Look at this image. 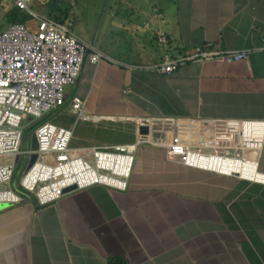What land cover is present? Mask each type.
<instances>
[{
	"label": "crops",
	"instance_id": "crops-1",
	"mask_svg": "<svg viewBox=\"0 0 264 264\" xmlns=\"http://www.w3.org/2000/svg\"><path fill=\"white\" fill-rule=\"evenodd\" d=\"M31 2L44 4L36 14L65 23L85 12L95 20L91 35L88 24L72 31L103 56L84 59L56 111L73 116L57 121L74 124L72 145L87 143L76 138L83 134L77 125L100 126L106 133L93 141L109 144L132 141L140 119L150 122L151 136L164 117L193 118L194 132L199 118L264 120V0ZM151 18L173 52L208 41L244 49L246 58L187 61L159 73L153 64L163 50ZM72 94L85 99L75 123ZM244 155L264 175V134ZM253 180L173 162L163 145L145 141L134 150L124 189L94 183L45 204L23 194L0 207V264H264V182Z\"/></svg>",
	"mask_w": 264,
	"mask_h": 264
},
{
	"label": "built area",
	"instance_id": "built-area-1",
	"mask_svg": "<svg viewBox=\"0 0 264 264\" xmlns=\"http://www.w3.org/2000/svg\"><path fill=\"white\" fill-rule=\"evenodd\" d=\"M30 1L14 0L13 5L36 16L34 29L19 21L0 29V155L6 156L0 161V202L16 204L23 198L22 191L37 204H45L63 194L69 185L77 189L100 183L124 189L134 150L145 141L163 145L165 158L173 162L252 180L244 173L256 169V159L245 156L244 150L261 145L264 120L199 118L196 133L191 127L193 118L164 117L157 121L164 128L151 136L150 122L140 119L137 126L147 124L148 131L139 133L136 126L130 142L100 144L89 140L72 145L74 124L65 126L47 119L33 129L35 147L28 144L20 150L26 117L38 118L60 105L64 86L75 84L84 59L96 63L103 56L64 23L34 13ZM149 22L155 42L163 50L153 64L159 73L167 74L187 61L228 62L246 58L244 49L212 47L208 41L193 45L185 53L173 52L167 46L163 27L155 18ZM84 103L85 99L76 94L68 97L69 108L75 114L73 123L82 116ZM31 152H35V158L28 167H21L17 191L10 185L13 167L18 154L28 157ZM48 154H52L53 162L46 161Z\"/></svg>",
	"mask_w": 264,
	"mask_h": 264
},
{
	"label": "rangeland",
	"instance_id": "rangeland-1",
	"mask_svg": "<svg viewBox=\"0 0 264 264\" xmlns=\"http://www.w3.org/2000/svg\"><path fill=\"white\" fill-rule=\"evenodd\" d=\"M11 2H12V0H0V28H2L3 24H4V22H3L4 21V19H3L4 17H3L2 10L4 11V9H6L8 5H11ZM48 4H49V2H48ZM42 5L44 6V4L37 5L36 3L34 4V2H31V1L29 2V7L33 10V12H35V11L40 12V10L43 9ZM93 9H95V7ZM18 12H22L24 17H25V19L23 20V24L26 27H28L29 29H34L35 25H36V16L34 14L26 11L25 9H18ZM81 18H82V20H81ZM86 24H88L87 29H88V27L90 25V30H89L90 33H89V35H91V33L93 32L94 27H95V20H93L92 14L85 12L82 15L81 14H77L75 16V19H74V22H73V26H74L75 29L76 28H82L84 30V27H85ZM35 120H36V118L29 119V120H27V124H28V122L32 123V124L35 123ZM23 129H26V128L24 127ZM75 131L83 133V134H77L76 138H81L82 139L83 137H85L87 139V141L95 139V137L97 135H99V132H101L102 134L106 133V131L101 129L100 126L93 127L92 125H88V124L85 125V126L77 125V127H75ZM31 132L32 131L29 130L27 134L30 135ZM112 134H113V132H108L106 135L111 136ZM28 144H29V140L25 139V137L22 136L21 142H20V146H19L20 150H24L28 146ZM5 157H6L5 155H0V161L5 159ZM18 160H21L22 164L26 165L28 157L24 153L23 154L20 153V154H18ZM46 161L47 162H53L54 161L52 154H48L46 156ZM17 174H18V172L15 174V177H14L15 179L12 180V182L10 183V185L12 187H13L14 181H16Z\"/></svg>",
	"mask_w": 264,
	"mask_h": 264
},
{
	"label": "trees",
	"instance_id": "trees-1",
	"mask_svg": "<svg viewBox=\"0 0 264 264\" xmlns=\"http://www.w3.org/2000/svg\"><path fill=\"white\" fill-rule=\"evenodd\" d=\"M3 19H4V22L6 23H9V22H14V21H19V22H22L23 23V20L25 19L24 15L22 12H18V9L16 7H13L11 9H9L8 11H6L4 14H3ZM53 18L56 20L58 18L54 17ZM61 22H63L64 24H66V26L72 30L73 28V24L72 22H69V23H65L64 21L62 20H59ZM1 29V28H0ZM64 101L65 99L63 100V102L60 104V105H57L56 107L52 108V109H49L48 111L44 112L43 114H41L38 118H36L35 120V123H29L25 126L26 129H23V133H22V136L25 137V139L29 140L30 138V135L27 134L28 131H33L34 127L36 126V124H38L39 122L43 121V120H47V119H51L52 121L56 122L57 121H63V122H71L73 120V116L70 114H66V113H61V112H57L58 110H60V107L62 105H64ZM25 130V131H24ZM21 167H23V164L21 162V160H18L16 161L14 167H13V172H12V177H11V182L12 180H14L15 178V174L18 172L17 174V177H16V181H14L13 183V188L17 191H20L19 190V187L17 185V178H18V175L20 174V170H21ZM21 193L23 194H27V193H24L22 191H20Z\"/></svg>",
	"mask_w": 264,
	"mask_h": 264
},
{
	"label": "water",
	"instance_id": "water-1",
	"mask_svg": "<svg viewBox=\"0 0 264 264\" xmlns=\"http://www.w3.org/2000/svg\"><path fill=\"white\" fill-rule=\"evenodd\" d=\"M29 119H30V116L28 115L26 117V120H29ZM137 128H138V132L139 133H147V131H148L147 124H139L137 126ZM35 145H36L35 135H34V131H32L31 134H30V138H29V146L31 148H34ZM34 158H35V152H31L29 154V156H28V160L26 162V167H28L30 165V163L33 161ZM73 187H74V185H69V186H67V187L64 188V191L69 190V189H71ZM5 205H9V204L7 202H0V207L5 206Z\"/></svg>",
	"mask_w": 264,
	"mask_h": 264
},
{
	"label": "bare ground",
	"instance_id": "bare-ground-1",
	"mask_svg": "<svg viewBox=\"0 0 264 264\" xmlns=\"http://www.w3.org/2000/svg\"><path fill=\"white\" fill-rule=\"evenodd\" d=\"M244 175L248 178H251V179H257V178L264 179V175L258 173L256 169L250 170V171L244 173Z\"/></svg>",
	"mask_w": 264,
	"mask_h": 264
}]
</instances>
